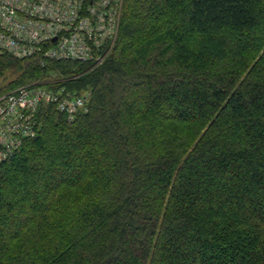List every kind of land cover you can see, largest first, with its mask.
<instances>
[{"label":"trees","instance_id":"trees-1","mask_svg":"<svg viewBox=\"0 0 264 264\" xmlns=\"http://www.w3.org/2000/svg\"><path fill=\"white\" fill-rule=\"evenodd\" d=\"M55 104L0 162V264H264V0H124L102 64L0 54Z\"/></svg>","mask_w":264,"mask_h":264},{"label":"built area","instance_id":"built-area-1","mask_svg":"<svg viewBox=\"0 0 264 264\" xmlns=\"http://www.w3.org/2000/svg\"><path fill=\"white\" fill-rule=\"evenodd\" d=\"M124 0H0V54L102 64L118 36ZM73 96L31 84L0 96V162L37 134L35 116L55 104L69 120L88 109Z\"/></svg>","mask_w":264,"mask_h":264}]
</instances>
